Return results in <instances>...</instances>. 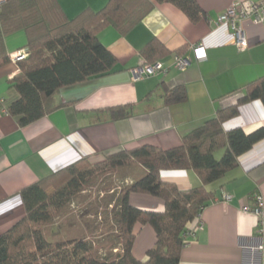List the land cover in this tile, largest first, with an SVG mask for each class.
I'll list each match as a JSON object with an SVG mask.
<instances>
[{
	"label": "crops",
	"instance_id": "obj_1",
	"mask_svg": "<svg viewBox=\"0 0 264 264\" xmlns=\"http://www.w3.org/2000/svg\"><path fill=\"white\" fill-rule=\"evenodd\" d=\"M107 1L58 3L67 17H73L85 8L99 10ZM235 1L238 0H196L204 16L192 20L176 5L152 0V10L128 31L105 27L98 37L115 56L114 69L60 88L56 99L63 105L24 126L6 109L7 102L17 97L9 85L18 72L17 63L10 59L2 63L0 235L25 214L21 195L24 187L81 158L95 164L120 149L150 144L163 150L174 148L193 128L218 110L235 104L245 94L246 84L264 76V23L251 18L242 21L249 45L239 50L230 23L218 21L219 15ZM153 39L165 48L156 60L165 70L136 80L132 70L150 63L142 49ZM26 42L23 30L4 36L6 55L25 49ZM197 43L203 44L206 54L199 60L192 51ZM174 55L187 57L189 64L179 69L174 65ZM175 87L183 89L185 98L168 101L167 93ZM118 106H128L130 113L125 118L112 117L109 109ZM238 106V114L224 122L225 130L240 127L248 135L264 129L261 100ZM221 152L216 151L218 156ZM122 169L129 174L125 183L145 172L138 164ZM160 178L176 184L181 191L200 183L191 169H165ZM206 188L214 198L201 210L203 229L188 238L178 264H264V225L259 224L254 213L244 211L245 207L257 205V196L264 197V137L239 156L237 166ZM224 194L231 199L222 201ZM128 199L140 209H164L163 199L151 194L130 192ZM155 239L152 226L142 225L131 253L136 259L145 260ZM260 244L261 250L257 249Z\"/></svg>",
	"mask_w": 264,
	"mask_h": 264
},
{
	"label": "trees",
	"instance_id": "obj_2",
	"mask_svg": "<svg viewBox=\"0 0 264 264\" xmlns=\"http://www.w3.org/2000/svg\"><path fill=\"white\" fill-rule=\"evenodd\" d=\"M155 1L176 5L192 20L204 16L196 0ZM153 6L152 0H108L99 10L85 8L67 17L58 0H3L0 65L10 59L5 53L4 36L19 30L27 35V54L17 60L18 72L9 80L17 97L7 102L8 113L20 126L32 123L63 105L56 99L60 88L111 72L117 61L100 41L99 32L110 25L124 33ZM142 53L151 63L165 53V48L153 39L144 45ZM183 92L181 87L169 90L168 101L183 100ZM256 99L264 104V76L246 84L245 94L235 104L218 110L193 128L174 148L163 150L150 144L120 149L95 164L81 158L24 187L21 195L25 214L0 235V264H178L186 226L214 198L206 185L237 166L239 156L264 137L263 128L248 135L240 127L223 128L227 119L238 114L240 103ZM109 111L114 118H125L130 113L128 106L112 107ZM219 150L222 152L218 156ZM131 164L142 166L145 172L118 186L116 195H110L106 205L110 208L104 223L113 229L118 247L101 252L94 240L86 236L57 240L46 237L43 226L57 210L82 197L81 193L96 182L110 179L111 174ZM165 169H191L200 183L181 191L176 184L160 178ZM111 189L108 183L100 191ZM130 192L160 197L164 209L135 207L129 202ZM144 224L152 226L156 239L146 252L147 258L138 260L131 252L133 240Z\"/></svg>",
	"mask_w": 264,
	"mask_h": 264
},
{
	"label": "rangeland",
	"instance_id": "obj_3",
	"mask_svg": "<svg viewBox=\"0 0 264 264\" xmlns=\"http://www.w3.org/2000/svg\"><path fill=\"white\" fill-rule=\"evenodd\" d=\"M128 175L127 169H120L117 173L111 174L110 179L96 182L92 188L82 192V197L68 201L57 210L54 218L43 226L46 237L57 240L86 236L94 240L101 252L110 247H118L113 238L115 234L113 229L106 227L104 223L108 216L107 209L110 208L106 205L109 196L116 195L117 187L125 183L124 179ZM108 183L112 187L111 191H100Z\"/></svg>",
	"mask_w": 264,
	"mask_h": 264
},
{
	"label": "built area",
	"instance_id": "obj_4",
	"mask_svg": "<svg viewBox=\"0 0 264 264\" xmlns=\"http://www.w3.org/2000/svg\"><path fill=\"white\" fill-rule=\"evenodd\" d=\"M3 0H0V3ZM245 18H251L257 23H264V0L260 1H235L228 5L226 10L221 13L218 17V21L230 23L231 30H233L234 42L239 50L245 49L249 43L246 41V37L243 33L242 21ZM193 56L199 60L205 58V49L202 43H197L192 46ZM27 54L26 49H21L15 51L9 55V58L13 62L25 57ZM189 64V59L183 55H174V65L179 69H184ZM163 66L160 61H155L153 63L144 64L132 70L134 79H141L145 76L155 74L157 72L164 71ZM2 103V102H1ZM5 109V104H4ZM231 199L229 194H224L222 196V201H228ZM257 205L253 208L245 207L244 211H250L254 213L260 219L261 225H264V197L257 196ZM204 222L201 218L200 213L189 223L185 231V243L188 238L195 237L196 233L203 229ZM263 244H260L257 249L261 250Z\"/></svg>",
	"mask_w": 264,
	"mask_h": 264
}]
</instances>
